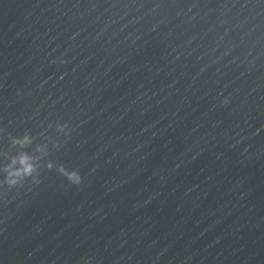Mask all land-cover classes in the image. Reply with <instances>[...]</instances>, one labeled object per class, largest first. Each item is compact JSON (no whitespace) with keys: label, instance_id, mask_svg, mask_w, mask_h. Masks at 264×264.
I'll return each instance as SVG.
<instances>
[{"label":"clouds","instance_id":"clouds-1","mask_svg":"<svg viewBox=\"0 0 264 264\" xmlns=\"http://www.w3.org/2000/svg\"><path fill=\"white\" fill-rule=\"evenodd\" d=\"M29 142H30V138L27 135H25L22 138V140L16 137H13V143H21L22 145H24ZM30 159L31 158L26 153L20 156L19 163L21 165V168L16 169L14 171H10L8 173L9 179L7 180V183L9 184L10 187L17 186V185L23 186L22 184L23 178L27 176H31L33 171H35L34 165L30 162ZM48 167L51 168L52 166L49 165ZM59 171L65 174L67 178L75 185H79L82 181V177L80 173L76 171H72L69 173V172H66V170L63 167H61Z\"/></svg>","mask_w":264,"mask_h":264}]
</instances>
